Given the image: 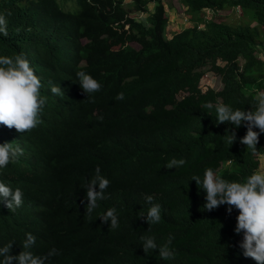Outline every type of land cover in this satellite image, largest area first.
Returning a JSON list of instances; mask_svg holds the SVG:
<instances>
[{
    "label": "trees",
    "instance_id": "obj_1",
    "mask_svg": "<svg viewBox=\"0 0 264 264\" xmlns=\"http://www.w3.org/2000/svg\"><path fill=\"white\" fill-rule=\"evenodd\" d=\"M151 2L144 24L122 0H0L9 33L0 36V55L22 52L47 98L42 123L31 132L0 125V143L23 149L0 169V180L24 194L15 212L0 204V246L14 242L13 255L32 233L34 254L59 252L46 264H256L239 248L238 211L229 214L227 205L204 210L206 193L191 178L202 179L211 167L224 179L243 181L264 168V133L252 154L240 143L245 126L218 125L215 108L203 107L219 101L250 110L264 91V59L257 55L264 50V0H179L189 15L208 8L215 16L204 28L188 25L170 38L163 0L133 5L142 12ZM238 7L256 24L217 18ZM207 64L220 76L218 90L201 88ZM78 71L101 84L91 94L94 102L81 89ZM53 85L64 94H52ZM226 129L236 132L232 145ZM173 158L186 163L166 168ZM97 166L110 184L89 217L84 186ZM147 196L161 205V221L151 226L139 217L150 207ZM113 207L114 230L99 217ZM169 235L174 259L162 260L158 249L143 251L142 236L161 245Z\"/></svg>",
    "mask_w": 264,
    "mask_h": 264
},
{
    "label": "clouds",
    "instance_id": "obj_2",
    "mask_svg": "<svg viewBox=\"0 0 264 264\" xmlns=\"http://www.w3.org/2000/svg\"><path fill=\"white\" fill-rule=\"evenodd\" d=\"M163 1L165 2V0ZM177 1L179 2V0ZM124 3L122 0V5ZM147 7L148 15L153 12L154 3H149ZM180 7L183 8L181 4ZM165 10V16L168 18L166 27L168 38L188 25L196 24L198 29L204 28L206 21L214 15V11L208 8H203L199 13L191 15L182 9L181 23L183 27L172 32L169 27V15L176 13L167 4ZM130 14L134 16L131 11ZM7 15H11V13L9 12ZM176 16L178 15L176 14ZM196 18L200 19L197 23ZM20 30V28L15 29L17 33ZM8 35L7 16L4 12H0V36L7 37ZM76 76L81 89L87 93L89 102H94L91 94L100 91L101 84L99 81L85 71H78ZM43 87L44 84L40 77L35 73L30 61L22 52L15 56L0 55V125L8 129H15L21 134L37 128L42 123L41 113L47 103V98L41 94ZM201 88L206 89L208 87H203L201 82ZM50 91L57 96L64 94L62 88L56 85L51 86ZM116 99L122 101L124 94L119 93ZM203 107L205 109L215 108V121L218 125L228 123L234 125L235 128L245 126L247 131L240 139V143L245 145L252 154L257 153L260 134L264 133V91L256 93L250 110L233 109L230 105L219 101L215 105L205 103ZM99 119L102 120L103 117H99ZM254 129H259V131H254ZM224 137L229 145H232L237 139L236 132L231 129L225 130ZM22 154L23 149L18 144L13 142L0 143V169H4L10 163L17 161ZM185 163L184 159L173 158L166 163L165 167L168 169L179 168ZM191 180H194L196 185L200 186L199 189L206 193L204 210L211 212L221 205H227L229 214L233 209L238 211L234 232L237 235L242 234L239 248L243 250L244 257L251 258L256 264H264V168L252 172L243 181H230L222 178L216 170L209 167L204 170L202 179L200 176L194 175ZM109 184L110 181L102 175L101 169L97 166L95 175L86 179L84 186L87 199L85 215L90 217L94 210L99 207L97 202L107 198L105 192ZM97 186L99 190H97ZM23 196L20 188L13 189L9 184L0 180V204H3L9 211L15 212L23 206ZM146 202L150 207L146 213L141 211L139 217L146 218V222L150 226L159 223L161 221V205L153 203L152 196H147ZM99 217L105 223L110 221V229L114 230L119 227V220L114 207L109 208L105 214ZM173 239L174 237L169 235L165 243L158 245L154 236H142L143 251L147 254L149 250L158 249V255L162 260L174 259L176 253L170 247ZM35 243L36 237L32 233H27L21 246L22 251L18 254H12L14 244L12 241L0 246V264H46L51 257L59 255L55 248L42 256L34 254L31 249Z\"/></svg>",
    "mask_w": 264,
    "mask_h": 264
},
{
    "label": "rangeland",
    "instance_id": "obj_3",
    "mask_svg": "<svg viewBox=\"0 0 264 264\" xmlns=\"http://www.w3.org/2000/svg\"><path fill=\"white\" fill-rule=\"evenodd\" d=\"M124 7L131 11L132 14H134V16L141 20L144 24H146V16H147V11H137L134 8L133 5V1L132 0H124ZM165 3L167 4V6L171 9L174 10L175 13L178 15L177 18L178 20H181V15L183 12V8L180 7V4L177 0H165ZM69 4H71L70 2H67L66 5L68 6ZM151 6V5H150ZM149 6V7H150ZM218 19L221 20H227L228 22H237V21H241L242 23L246 22L249 23L251 25H255L256 22L254 21L253 15L251 14V12H245L244 16L243 13H241V11H236L235 9H225L221 12L220 16H217ZM181 28V26H175L174 27V31L179 30ZM169 32V31H168ZM171 32V31H170ZM132 46H134L135 48H138L139 46L136 43H132ZM258 56H260L262 59H264V50L259 51V53H257ZM202 72L204 74V80L202 81L203 87H212L215 90H218L221 88L222 86V82L220 79V76L215 74L209 67V64H207L206 66H204L202 68ZM181 96L178 95V98Z\"/></svg>",
    "mask_w": 264,
    "mask_h": 264
},
{
    "label": "crops",
    "instance_id": "obj_4",
    "mask_svg": "<svg viewBox=\"0 0 264 264\" xmlns=\"http://www.w3.org/2000/svg\"><path fill=\"white\" fill-rule=\"evenodd\" d=\"M169 18H170V24H169V27H170V30L172 32H174V27L177 25V26H181V28L183 27V24L181 23L180 20H178L176 14L172 13L171 15H169ZM179 29V28H178Z\"/></svg>",
    "mask_w": 264,
    "mask_h": 264
},
{
    "label": "built area",
    "instance_id": "obj_5",
    "mask_svg": "<svg viewBox=\"0 0 264 264\" xmlns=\"http://www.w3.org/2000/svg\"><path fill=\"white\" fill-rule=\"evenodd\" d=\"M237 10H239V8Z\"/></svg>",
    "mask_w": 264,
    "mask_h": 264
}]
</instances>
